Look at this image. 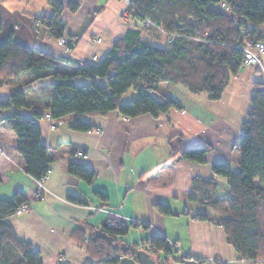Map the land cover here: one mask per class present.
I'll return each instance as SVG.
<instances>
[{
  "label": "trees",
  "instance_id": "16d2710c",
  "mask_svg": "<svg viewBox=\"0 0 264 264\" xmlns=\"http://www.w3.org/2000/svg\"><path fill=\"white\" fill-rule=\"evenodd\" d=\"M47 4L52 9L50 16L39 20L46 24L49 37L61 38L63 5L59 0H47ZM68 7L74 9L76 5L68 2ZM129 9L139 22L147 20L167 34L165 46L154 45L138 29H127L100 61L88 63L33 51L16 43L11 36L0 43V85L15 79L21 83L5 101H0V110L15 109L0 122L16 136L17 154L22 158L25 173L33 179H43L53 161L86 183L95 178L89 166L75 160L80 149L73 144L66 141L55 147L43 144L38 120L44 108L51 119L70 122L71 129L82 132L92 130L83 121L84 116L118 110L123 118L144 114L155 117L171 108L179 109L174 99L160 90L161 85L179 84L192 94L202 93L211 101L219 100L229 79L244 68L243 48L264 44V0H131ZM67 47H73L72 39H68ZM31 88L42 89L49 97L44 107H31L32 115H25L20 110L30 107L27 89ZM129 89L134 93L133 99L121 103L120 98ZM251 93L240 138L234 145L239 151L237 172L227 163L211 166L213 174L227 182L230 196L218 199L214 193L216 182L199 177L191 181L190 194L193 200L223 215L212 218L197 213L194 220L221 226L228 245L234 247L240 259L252 263L264 261V80L255 83ZM167 144L170 158L199 164L206 162V154L211 150L208 144L186 148L179 135H170ZM94 195L102 200L107 198L99 191ZM69 199L79 202L76 198ZM24 202L27 201L22 193L13 194L9 200L0 199V264H42L38 251L19 240L7 223V218L16 214ZM158 210L170 213L163 205ZM133 225L108 218L98 228H88L90 232L103 231L107 239L92 240L87 231L77 229L70 238L89 255L88 264H118L122 257H132L136 252V245L129 246L122 240ZM139 228L149 229L145 222ZM142 243V249L158 264H162L158 255L164 264L188 257H173V245L156 233Z\"/></svg>",
  "mask_w": 264,
  "mask_h": 264
},
{
  "label": "crops",
  "instance_id": "0c3cea01",
  "mask_svg": "<svg viewBox=\"0 0 264 264\" xmlns=\"http://www.w3.org/2000/svg\"><path fill=\"white\" fill-rule=\"evenodd\" d=\"M63 5V37L72 39V48L64 50L58 39L49 37L47 26L39 20L52 11L47 0H0V43L11 36L21 46L47 52L54 58L69 56L75 60L97 63L112 44L127 29L140 30L143 38L158 46H165L167 35L160 30L142 27L134 15L121 17L123 0H59ZM68 2L76 5L69 9ZM257 67L243 68L232 76L219 100H210L205 94H192L182 85H161L160 90L174 99L179 109L168 112L123 118L118 110L103 115L84 116L91 131H76L70 122L49 127L46 108L38 120L41 140L47 147L62 141L73 144L95 173L91 183L73 177L53 161L44 177L42 196L34 198L36 180L28 176L22 158L16 151V136L0 122V199L9 200L22 193L30 203L28 211L7 218L19 240L30 244L41 256L42 264H88L91 259L71 241L74 231L91 232L108 218L133 223L122 237L126 244L142 245L156 233L173 245V257L213 259L223 264H264L240 259L233 246L227 243L223 228L210 221L194 220L195 214L212 218L223 217L207 204L192 199L191 181L194 177L211 178L215 183V196H230L224 178L214 175L211 166L227 163L238 168L239 151L234 148L242 131V122L249 110L251 92L255 83L264 80ZM0 85V101H5L18 88L19 81ZM30 97L27 109L20 112L32 115L34 109L44 107L48 95L42 89H27ZM130 94L121 103L132 100ZM13 107L0 110V119L10 114ZM215 138L211 141L209 136ZM170 135H179L186 148L210 146L205 163L199 164L178 157L170 158L167 144ZM229 139V153L215 148L217 139ZM217 138V139H216ZM240 138V137H239ZM214 140V141H215ZM219 143H217L218 145ZM228 152V151H227ZM233 172H237V171ZM107 198L102 200L94 192ZM69 198L78 199L72 202ZM168 213H161L159 206ZM145 222L149 229H140ZM177 254V256H175ZM159 256V255H158Z\"/></svg>",
  "mask_w": 264,
  "mask_h": 264
},
{
  "label": "built area",
  "instance_id": "2783aa9c",
  "mask_svg": "<svg viewBox=\"0 0 264 264\" xmlns=\"http://www.w3.org/2000/svg\"><path fill=\"white\" fill-rule=\"evenodd\" d=\"M125 1V8H123L121 11H120V16L122 17H127L129 16L130 14L133 13V11H129L130 9V6H131V0H123ZM142 27L144 28H157L159 29L158 27H156L155 25H152L151 22L147 21V20H144L142 23ZM167 35V34H166ZM58 43L61 47H64V50L65 51H68L69 50V47H67V44H68V39L64 38V37H61L58 39ZM244 52H245V56L243 57V62H242V67L244 68H248V67H259L261 68V60H260V56L262 54H264V44L263 43H256L253 47L251 46H246L243 48ZM48 120H49V127L51 129H55L57 127L60 126V122L58 121H55L53 119H51L50 116H48ZM77 157L78 158H84L86 155L84 153H82L81 151H78L76 153ZM50 169L48 170L47 173H49ZM47 175V174H46ZM45 175V176H46ZM44 179H41V180H36L35 182V191H34V198L35 199H39L41 198L42 196V187H43V182H44ZM27 201V200H26ZM30 208V203L27 201V202H24L20 205V207L15 211L16 214H21L23 212H26L28 211ZM116 219V218H114ZM117 221L121 220V219H116ZM111 225L110 222L107 223V227H109ZM142 246H144L143 244L142 245H137V249H142ZM201 264H213V259H208V260H202L201 259Z\"/></svg>",
  "mask_w": 264,
  "mask_h": 264
},
{
  "label": "water",
  "instance_id": "95a60500",
  "mask_svg": "<svg viewBox=\"0 0 264 264\" xmlns=\"http://www.w3.org/2000/svg\"><path fill=\"white\" fill-rule=\"evenodd\" d=\"M90 237L92 240H96L98 238L107 239V235L99 229L92 230ZM125 249H128V247H125ZM135 251L136 252L132 255V257H122L118 261V264H158L146 250L136 249ZM168 264H201V262L194 257L188 256L180 261L170 262Z\"/></svg>",
  "mask_w": 264,
  "mask_h": 264
},
{
  "label": "rangeland",
  "instance_id": "374dc122",
  "mask_svg": "<svg viewBox=\"0 0 264 264\" xmlns=\"http://www.w3.org/2000/svg\"><path fill=\"white\" fill-rule=\"evenodd\" d=\"M144 29H146V28H144ZM156 31H158L159 29H157V28H154ZM153 29V30H154ZM152 30V29H151ZM261 60H263V64L261 65V68H260V70H261V76H262V78H264V55L261 57ZM130 94H132V95H134V93H133V91H132V89H129V90H127L125 93H124V95H122V100L123 101H125V98L127 97V96H129ZM225 138L226 139H224V140H221V139H217V143H219L218 145H217V143L215 144V148H217L218 150H221L222 152L223 151H225V153H229V151H230V149H229V139L230 138H228V136H225ZM209 139H211V141H213V145H214V142H216V140H215V138H213L212 136H211V134H210V136H209ZM215 140V141H214ZM237 141L239 140V137H237V139H236ZM228 151V152H227ZM233 171H235L236 170V168H233L232 169ZM237 171V170H236ZM175 256H177V254H175ZM158 260V262L159 263H162V264H164L163 263V260H162V257L159 255V258L157 259ZM258 263H262L261 261H257Z\"/></svg>",
  "mask_w": 264,
  "mask_h": 264
}]
</instances>
